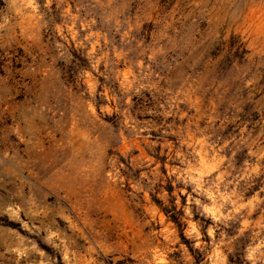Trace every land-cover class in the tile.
Segmentation results:
<instances>
[{"label": "rangeland", "instance_id": "rangeland-1", "mask_svg": "<svg viewBox=\"0 0 264 264\" xmlns=\"http://www.w3.org/2000/svg\"><path fill=\"white\" fill-rule=\"evenodd\" d=\"M0 264H264V0H0Z\"/></svg>", "mask_w": 264, "mask_h": 264}, {"label": "trees", "instance_id": "trees-1", "mask_svg": "<svg viewBox=\"0 0 264 264\" xmlns=\"http://www.w3.org/2000/svg\"><path fill=\"white\" fill-rule=\"evenodd\" d=\"M170 219L172 220V222L177 226V227H180V223L179 221L175 218V217H170Z\"/></svg>", "mask_w": 264, "mask_h": 264}]
</instances>
